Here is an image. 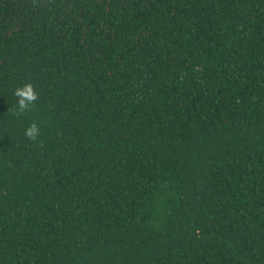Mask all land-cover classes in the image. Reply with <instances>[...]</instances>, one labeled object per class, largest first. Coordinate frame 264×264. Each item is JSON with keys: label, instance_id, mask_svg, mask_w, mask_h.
I'll return each mask as SVG.
<instances>
[{"label": "trees", "instance_id": "trees-1", "mask_svg": "<svg viewBox=\"0 0 264 264\" xmlns=\"http://www.w3.org/2000/svg\"><path fill=\"white\" fill-rule=\"evenodd\" d=\"M0 264H264V0H0Z\"/></svg>", "mask_w": 264, "mask_h": 264}, {"label": "clouds", "instance_id": "clouds-1", "mask_svg": "<svg viewBox=\"0 0 264 264\" xmlns=\"http://www.w3.org/2000/svg\"><path fill=\"white\" fill-rule=\"evenodd\" d=\"M15 97H17L16 108L10 109L13 111L14 115H22L24 112L29 111L33 106L34 102L38 99V94L31 83H27L21 87H18L14 91ZM26 138L32 142H36L40 135L39 125L33 121L24 132Z\"/></svg>", "mask_w": 264, "mask_h": 264}]
</instances>
